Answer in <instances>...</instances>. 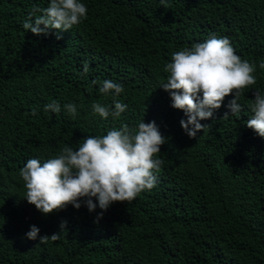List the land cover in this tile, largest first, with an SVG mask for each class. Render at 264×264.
Segmentation results:
<instances>
[{
  "label": "trees",
  "instance_id": "trees-1",
  "mask_svg": "<svg viewBox=\"0 0 264 264\" xmlns=\"http://www.w3.org/2000/svg\"><path fill=\"white\" fill-rule=\"evenodd\" d=\"M80 2L86 19L57 39L54 30L36 36L22 26L50 0H0V264H264V138L246 126L254 92L264 94V0ZM211 34L257 65L256 83L241 90L239 114L223 119L229 95L190 138L184 112L161 88L164 68ZM109 79L123 84L115 99L127 109L104 119L92 104L114 108V94L99 92ZM52 101L59 113L45 111ZM142 120L155 121L167 140L154 157L164 161L155 188L113 203L98 221L95 198L93 212L81 201L49 215L27 202L19 173L29 159L45 162ZM62 221L56 241L26 238L32 225L51 236Z\"/></svg>",
  "mask_w": 264,
  "mask_h": 264
},
{
  "label": "clouds",
  "instance_id": "clouds-1",
  "mask_svg": "<svg viewBox=\"0 0 264 264\" xmlns=\"http://www.w3.org/2000/svg\"><path fill=\"white\" fill-rule=\"evenodd\" d=\"M87 11L80 0H50L48 7L33 10L42 15L33 19L30 13L22 26L36 36H46L54 30L56 38L61 39L59 33L70 31L81 23ZM259 68L264 69V62ZM256 69L255 63L235 53L228 37L211 34L206 41L172 54V62L164 68L170 75L161 88L169 93L171 107L184 112L186 119L180 121L182 129L190 138H196L198 132L209 127L200 121L213 118L225 97L232 95L234 98L228 102L223 119L241 112L238 103L241 90L256 83ZM84 71H88L87 63ZM124 91L121 83L110 79L103 81L99 92L114 94V108L94 102V114L104 119L110 115L120 117L127 105L115 97ZM254 97L251 102L254 115L246 121V126L264 138V94L256 91ZM64 107L73 118L77 116L75 104ZM45 111L59 113L61 107L52 101L45 105ZM32 115H36L35 109ZM166 142L155 121L145 123L142 120L136 129L122 124L118 130L112 129L104 136H87L77 149L65 146L59 155L45 162L29 159L19 173L27 189L26 200L42 214L49 215L68 205L78 210L81 201L93 212L97 207L93 202L95 198L101 209L98 221L113 203L131 201L141 192L157 186L155 173L160 171L164 161L154 157L161 153V146ZM66 224L62 221L61 231L51 236H40L39 228L32 225L26 238L36 240L39 237L40 244L56 241Z\"/></svg>",
  "mask_w": 264,
  "mask_h": 264
}]
</instances>
